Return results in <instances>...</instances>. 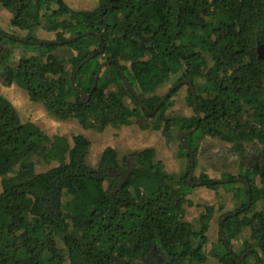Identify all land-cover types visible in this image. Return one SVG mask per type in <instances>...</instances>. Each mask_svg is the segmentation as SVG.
<instances>
[{
	"label": "trees",
	"instance_id": "trees-1",
	"mask_svg": "<svg viewBox=\"0 0 264 264\" xmlns=\"http://www.w3.org/2000/svg\"><path fill=\"white\" fill-rule=\"evenodd\" d=\"M0 5L10 26L27 32L16 37L0 29V82L16 85L29 107L103 133L115 123L152 119L165 137L173 127L184 133L188 149L181 147L194 159L201 137L226 143L241 177L206 174L197 186L243 184V192L235 189L243 201L221 215L220 226L230 251V241L248 227L254 244L243 248L255 247L250 254L263 264L264 59L257 49L264 47V0H99L83 11L64 0ZM39 27L54 38H34ZM15 45L34 54L12 65ZM58 47H66L68 57L54 54ZM175 75L180 84L160 102L165 94L157 90ZM182 85L193 114L166 117ZM89 146L80 134L71 144L48 137L0 95V264H205L208 256L243 264L227 251L220 230V247L207 243L212 206L199 216L198 230L185 219L194 188L186 179L190 161L186 173L168 183L151 147L119 164L107 146L91 168ZM39 163L50 167L36 171Z\"/></svg>",
	"mask_w": 264,
	"mask_h": 264
},
{
	"label": "rangeland",
	"instance_id": "rangeland-1",
	"mask_svg": "<svg viewBox=\"0 0 264 264\" xmlns=\"http://www.w3.org/2000/svg\"><path fill=\"white\" fill-rule=\"evenodd\" d=\"M64 1L70 8L78 11L93 10L99 5V0ZM9 20V13L0 5V29L16 37L27 35L26 31L12 28ZM32 36L38 39L54 38L53 33L45 32L41 27L33 31ZM53 53L60 58L68 57V49L66 47H58ZM33 54V52H29L21 45L11 46V57L9 62L13 65L19 58ZM178 77V75H175L164 86L159 88L156 93L158 95H164L176 84L175 82L179 81ZM110 88L114 89L111 85ZM187 92L188 87L182 85L169 99V106L164 111L166 117H189L193 114V107L188 100ZM0 95L8 100L20 114L33 122L50 138L63 137L71 144L73 135L80 134L84 136L90 143L86 162L91 168L97 167L102 150L109 146L115 149L119 164H121L123 157H127L144 148H153L155 160L163 163L164 172L170 177L168 183L177 181L180 175H183L188 170V161H190L189 153L181 147L183 135L178 133L175 127L169 130L170 136L165 137L161 134L160 130L152 128V119H148L144 121L145 123H142L143 120H136L134 118L130 123H115L110 129H107L105 133H103V130L88 129L87 126H81L71 119L60 120L44 111L41 107H29L26 96L19 91L16 85L4 86V84L0 82ZM125 101V104L129 108L137 109L133 101L127 98ZM197 142L198 148L194 159L193 174L190 180V183L194 187L189 196L192 204L186 208L184 216L185 219L191 223L193 228L198 230L200 227L199 216L205 212L207 206H212L213 213L208 221V230L205 234L209 245L212 244L220 247L218 238L220 222L222 221L221 215L223 213L236 211V207L241 204L243 201L242 196L237 193L235 189H240V191L243 192V184L240 182L233 184L229 189L225 187L202 189L197 186L199 184L198 180L202 175L205 176L206 174L216 177L218 174L225 173L241 177V169L238 162H234L233 154L227 149L228 145L226 143L218 139H209L206 136L201 137ZM182 146L184 145L182 144ZM127 164L129 167L132 166L133 162H131V159H129ZM49 167L50 165L39 163L36 165L35 169L36 171H43ZM259 209V205L253 207L254 211ZM244 242H248L250 245L254 244V241L250 237V229L248 227L243 228L242 231L230 241L231 251L235 254L236 262L241 263L243 261V264H258L256 258L250 254L251 251H254L255 247L254 249H252V247L250 249L245 248L244 250ZM246 249L250 251H246ZM205 264L220 263L217 259L212 258V256H208Z\"/></svg>",
	"mask_w": 264,
	"mask_h": 264
},
{
	"label": "water",
	"instance_id": "water-1",
	"mask_svg": "<svg viewBox=\"0 0 264 264\" xmlns=\"http://www.w3.org/2000/svg\"><path fill=\"white\" fill-rule=\"evenodd\" d=\"M20 41H22V42H25V40H23V39H19ZM257 54H258V58H260V59H264V47L263 46H260L258 49H257ZM85 62V60L82 62V63H80V65H82L83 63ZM104 63H102V64H100L99 65V67L97 68V70H96V75H95V78H94V83H93V87H94V85H95V81H96V79H97V76L99 75V73H100V71H101V69L104 67ZM74 77H75V73H74V75H73V78L71 79V83H73L74 82ZM124 81V83H125V85H126V87L129 89V90H131L132 92H133V95H134V97H135V99H136V101L138 102V104L142 107V108H144V106H143V104H142V102L140 101V99H139V97H138V95L136 94V92L127 84V82L125 81V80H123ZM183 83H186V84H188L189 85V87H190V91H191V93H192V95H193V103H194V109L196 110L197 109V104H196V98H195V96H194V91H193V88H192V86H191V82H190V80H188V79H185V80H183ZM180 83H176L170 90H168L166 93H165V95L162 97V99H161V101L160 102H163L164 101V99L166 98V96H168L178 85H179ZM77 91L80 93V95L83 97L84 96V94H83V92H81V90H79V89H77ZM181 134H184V133H181ZM182 144L185 146L186 144L184 143V142H182ZM186 147V149H188V147L187 146H185ZM189 160H190V168H189V173H188V176H187V182L188 183H190V180H191V177H192V174H193V168H194V158H193V156H192V154L190 153V157H189ZM248 190H249V187H248ZM249 203V195H248V197H247V204ZM233 214H235V213H231V214H229V215H233ZM229 215H227V216H229ZM222 223V221L220 222V224ZM220 231H221V234H222V228H221V226H220ZM222 238H223V241H224V243H225V246H226V248H227V251L230 253L231 251L229 250V247H228V245L226 244V240H225V237H224V235L222 234ZM260 264H262V263H260Z\"/></svg>",
	"mask_w": 264,
	"mask_h": 264
}]
</instances>
